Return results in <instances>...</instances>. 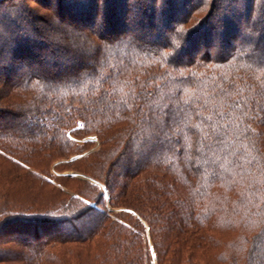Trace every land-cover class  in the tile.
Segmentation results:
<instances>
[{"label": "trees", "instance_id": "trees-1", "mask_svg": "<svg viewBox=\"0 0 264 264\" xmlns=\"http://www.w3.org/2000/svg\"><path fill=\"white\" fill-rule=\"evenodd\" d=\"M30 1L36 13L19 0H0V158L26 171L24 192L50 186L43 177L46 161L74 155L67 132L94 134L100 151L69 163L111 167L125 161L117 169L120 186L106 179L103 187L113 207L127 204L130 211L122 215H138L135 223L145 224L157 264L178 255L170 249L174 225L161 227L154 219L177 215L184 254L220 245L213 262L244 264L253 257L264 243V185L254 180L264 168V0ZM12 4L16 10L4 14ZM18 19L27 25L24 31L14 24ZM51 20H57L56 42L40 33ZM150 136V153L137 161ZM81 173L101 181L89 165ZM180 186L187 189L183 198L177 197ZM70 200L55 204L49 195L44 202L52 205L41 210L25 205L29 201L13 204L11 212L26 214L13 227L27 222V232L39 240L38 234L60 224L50 217ZM81 203L73 225L97 222L82 236L41 239L37 264L47 262L44 250L55 253L57 245L79 244L86 254L99 236L107 214L95 203ZM154 233H166V246L162 238L152 244ZM104 258L99 253L87 264Z\"/></svg>", "mask_w": 264, "mask_h": 264}, {"label": "rangeland", "instance_id": "rangeland-1", "mask_svg": "<svg viewBox=\"0 0 264 264\" xmlns=\"http://www.w3.org/2000/svg\"><path fill=\"white\" fill-rule=\"evenodd\" d=\"M16 3H18L20 7H23L24 5H30L32 7V11H35V13L38 10V6H36L33 1L30 0H19V2ZM15 6L16 8L18 7L17 4L10 5L3 13L7 14L11 13V11L14 12L16 10V8H14ZM14 24L19 25L18 27H20L21 31L27 27V25L21 19L16 20ZM56 24L57 20H51L49 25L46 27L44 26V29L41 27L40 33L44 35V38L47 37L46 39L48 41L56 42L60 39H58L56 35V28H54ZM48 26H52V30L55 31H49V29H47ZM7 39L9 40L10 38L8 37ZM70 51L73 52L75 50L72 48ZM202 51H205L204 48L200 50V52ZM41 57L49 59V56L45 55L44 53H42ZM49 68H51V65ZM3 122L4 121L0 122V126L4 124ZM67 137L72 143L75 144L72 146L73 149H71V151H74L72 152L74 155L64 160L54 161V163L46 161L45 165L42 166L43 169H45V173H43L45 176L43 177L51 180V183H49L50 186L45 184L48 189L42 186L40 189L46 188L48 192L37 189L35 193H25L22 186L26 184V182L23 180L26 176V171L12 163L7 158H0V259H4L2 262H0V264H27L28 261L37 264L39 258V252H37V249H40V245H37L41 243V239L48 240V238L51 239L50 237L54 235V238L63 240L68 236H82L83 234H87L89 232L90 224L97 222L96 220L88 218L84 221H81L80 223L75 222V225H73L74 222L70 221L74 214L76 215V213L84 209V205L81 203V200L88 201V204L91 205L95 203L98 209L103 212V214H107L108 222L106 226L100 229L99 236H96L93 240V243L87 246L85 249L86 251H84L86 254H84L80 249H76L82 247L79 244L72 243L69 245H57L55 246V253L54 250H49V248L44 250L45 253L49 255V257L47 262L41 264H61L65 262L66 264H87L92 261L91 257L95 258L99 253L101 256H107L106 259L104 258L103 264H157V261H155L156 257H154L151 251V241L147 234V228L145 227V224L139 223L137 225V223H135L138 215L136 218L132 219L129 216L122 215V212L125 210L130 211L128 208H126L127 204L125 203V205H121V203H118L117 205L120 206L113 207V202L111 203L109 200L110 192L105 190L103 187V180L106 179L112 183H116L113 185V187H115V185L120 186L123 179L118 177L117 169H121L122 171V166H124L125 161L111 167H109V165L107 167H101L99 165L96 166L95 163L91 161H85L82 164H70L69 160L86 156L92 152H98L102 146L94 134L84 136V133L73 132L71 134L67 132ZM146 142L147 145L143 148H140V155L137 156V161H141L143 157L141 154L145 156L147 153H150V146L152 142L151 136L147 138ZM98 163H103V158H101ZM86 165L91 166V170H93V172L98 177H101V183L81 173L86 168ZM134 165L135 164L133 162L130 169L134 168ZM260 174V176L257 175L254 179L256 185H264V168L262 171H260ZM36 184L37 183L35 182V186ZM253 187L251 190H253ZM180 189L182 196L179 193L177 197L183 198V195L187 196V189L182 186H180ZM36 192L45 193L42 194V196L39 195V198H37L35 197ZM53 192L55 195L52 194ZM100 193L103 197L101 200L98 199ZM49 195H52V197L55 199V204L56 201H60L64 197L69 198L70 196L71 198L69 202L70 205L50 217L51 219L57 220L60 223L56 225L55 229L53 228L44 230L43 233L39 232L40 234H38V236L40 239L37 240L33 237L36 232L29 230V232H27L26 227L30 226L29 224H26L27 222L23 223L26 225H24V227L23 225H21L22 227L19 228L13 227L16 224L13 220L21 218L26 214L17 213L15 211L11 212L9 210V207H12L11 205H19L20 202L23 203L29 201L30 203H25V205L29 204L30 206H36L35 209L41 210L42 206L52 205L51 203L44 202L45 200H48ZM235 198H237V196H235ZM245 199H249L248 196ZM178 200L180 199H177L176 201ZM176 201H174L172 205L175 207L176 213L179 214L181 212H178L176 208L178 206V202ZM145 205L148 206V209L150 210L154 204L145 203ZM242 205H245V203ZM155 207L156 206L154 205V208ZM152 209L150 210V213L154 211ZM239 210L241 211V209ZM239 210L238 212H240ZM148 211L145 212V215L147 217H151ZM177 219L182 220V218L178 215L175 216L173 220L168 221H162L161 217H156L154 219L161 227H164L166 224H168V226L174 225V230H172L174 231V233H172V238L175 236L174 238L176 239H174V245H172L170 249L178 256L167 255V257L164 259L162 257V264H221L218 262V259L216 260V263L213 262L211 258L213 253H219L220 245L218 248L209 247L207 249L200 250L196 247L195 249H191L189 252L184 254L186 251V248L182 246L184 233L178 227V225H176L175 222ZM24 221H27V219L24 218ZM113 224H117V226H114ZM126 225H129L130 227ZM260 225H262V228L264 229V220L260 223ZM118 226H120V228L126 226V229H120ZM201 231L203 232V230ZM194 234L200 235L201 232L197 231ZM162 236L163 237L159 238L158 235L154 233L152 244L157 245L158 241L162 238L165 241L164 246H166V233ZM228 237L229 236L225 238L226 241ZM255 250L256 251L254 252L253 257H248L244 264H260L259 260L263 258L262 254H264V243L262 246L257 244ZM50 251H52L53 254Z\"/></svg>", "mask_w": 264, "mask_h": 264}, {"label": "snow or ice", "instance_id": "snow-or-ice-1", "mask_svg": "<svg viewBox=\"0 0 264 264\" xmlns=\"http://www.w3.org/2000/svg\"><path fill=\"white\" fill-rule=\"evenodd\" d=\"M260 95H261L262 98H264V93H261ZM260 110H261V111H264V106H260ZM165 114H166V113H165ZM175 118H176V117H175V114L173 113V114L171 115L170 119L174 121ZM208 119L211 120V117H209ZM159 123H161V125H162L163 122H162V121H159ZM213 131H215V129H213ZM85 203H87V201H85Z\"/></svg>", "mask_w": 264, "mask_h": 264}]
</instances>
